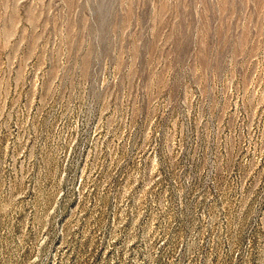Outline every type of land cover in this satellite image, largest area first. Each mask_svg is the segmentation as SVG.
Returning a JSON list of instances; mask_svg holds the SVG:
<instances>
[{"label":"rangeland","instance_id":"1","mask_svg":"<svg viewBox=\"0 0 264 264\" xmlns=\"http://www.w3.org/2000/svg\"><path fill=\"white\" fill-rule=\"evenodd\" d=\"M0 264H264V0H0Z\"/></svg>","mask_w":264,"mask_h":264}]
</instances>
